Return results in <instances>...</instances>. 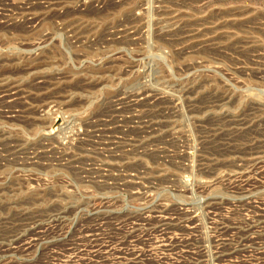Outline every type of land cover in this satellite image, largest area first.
I'll return each instance as SVG.
<instances>
[{"label":"rangeland","instance_id":"obj_1","mask_svg":"<svg viewBox=\"0 0 264 264\" xmlns=\"http://www.w3.org/2000/svg\"><path fill=\"white\" fill-rule=\"evenodd\" d=\"M0 264H264V0H0Z\"/></svg>","mask_w":264,"mask_h":264}]
</instances>
